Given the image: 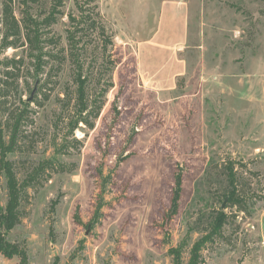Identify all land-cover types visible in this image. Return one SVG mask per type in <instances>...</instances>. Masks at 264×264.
Masks as SVG:
<instances>
[{
	"label": "rangeland",
	"instance_id": "374dc122",
	"mask_svg": "<svg viewBox=\"0 0 264 264\" xmlns=\"http://www.w3.org/2000/svg\"><path fill=\"white\" fill-rule=\"evenodd\" d=\"M7 1L20 22L25 10L39 19L43 56L23 27L0 54L20 59L0 98L7 143L22 115L6 159L20 183L56 161L26 187L7 236L27 246L29 264H172L182 243L187 261L218 211L229 218L205 264H264V0H63L50 25L57 0ZM80 69L92 127H73L79 115L65 102ZM231 162L242 210L226 200ZM7 201L0 166V207ZM0 264L19 259L0 254Z\"/></svg>",
	"mask_w": 264,
	"mask_h": 264
},
{
	"label": "trees",
	"instance_id": "16d2710c",
	"mask_svg": "<svg viewBox=\"0 0 264 264\" xmlns=\"http://www.w3.org/2000/svg\"><path fill=\"white\" fill-rule=\"evenodd\" d=\"M63 0H57V3L53 6V10L50 12V15L46 17L43 22L46 24H51L55 21V14L58 11V7L62 4ZM4 9L3 16L0 17V24L4 23V29L1 34L0 39V54L1 52L10 46H18V40L22 35V27L26 30L25 38L26 42L30 44L31 51H36L38 54L36 58L38 63L42 62L43 56V46L41 45V32H40V21L39 19L33 17L28 10L24 11V17L21 22L14 14L13 8L10 3L5 0L4 1ZM72 21H75L76 18L71 16ZM94 24V23H93ZM93 24H90L92 26ZM77 29V27H76ZM78 31H70L68 35V39L70 43L76 44V34ZM105 29L102 27V31L100 34H104ZM111 43L112 41L109 39L107 41ZM20 62L16 59H11L9 61H2L0 59V98L3 100L6 99L7 93L6 90L9 87L10 80L12 76H14V68L17 63ZM83 69L78 71L77 76V90L76 95L72 99L69 96H66L65 102L69 106L72 102H74V110L77 111L79 117L75 116L73 118L72 126H77L80 122H84L88 124L90 127L93 126L92 122L89 123L87 112L89 106L88 98L86 96V82L87 80L83 78L82 75ZM1 109V106H0ZM95 116H98L99 109L96 110ZM86 113V116H83V113ZM15 124L12 129V137L10 142L7 143L3 137L2 132H0V150H1V168L3 173L7 179V188H8V201L4 208L0 207V254L6 258L17 257L19 259V264H29V254L27 246L24 243L10 241L8 239V234L12 231L20 222L22 218L21 214V203L22 199L25 195L26 187L30 186L37 173L40 171L46 170V168H54L56 165V161L50 159L43 161L39 168L36 170V174H32L29 179L24 180L20 183L17 174L14 170L13 162L6 159V155L9 152H12L16 149V138L17 132L19 130L20 123L22 121V115L14 117ZM0 121V126H1ZM62 170H66L65 165L60 164ZM224 169L226 170V178L228 181L229 190L226 195V200L233 206H237L240 210L243 209V205L245 203V194L240 188L239 182V172L235 167V163H226L224 164ZM177 186L175 188V192H173V197L171 199V207L166 215L167 220L172 219L174 215L178 213L179 209V201L181 198V189H182V178L178 176L177 178ZM228 214L224 211H218L213 216L210 228L207 233L198 238L191 246L189 252V259L186 261L183 256V250L185 247V243L180 244L177 247H172L170 249V253L173 256L172 264H205V259L203 256V251L207 247V245L211 242H214L217 238L222 235V230L224 225L228 221Z\"/></svg>",
	"mask_w": 264,
	"mask_h": 264
}]
</instances>
